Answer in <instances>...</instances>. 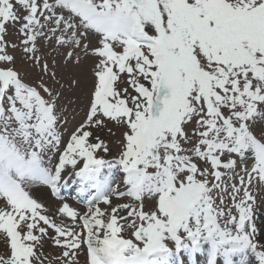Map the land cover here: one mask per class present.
Wrapping results in <instances>:
<instances>
[{
    "label": "snow or ice",
    "instance_id": "obj_1",
    "mask_svg": "<svg viewBox=\"0 0 264 264\" xmlns=\"http://www.w3.org/2000/svg\"><path fill=\"white\" fill-rule=\"evenodd\" d=\"M258 218L264 0H0V264H264Z\"/></svg>",
    "mask_w": 264,
    "mask_h": 264
},
{
    "label": "rangeland",
    "instance_id": "obj_2",
    "mask_svg": "<svg viewBox=\"0 0 264 264\" xmlns=\"http://www.w3.org/2000/svg\"><path fill=\"white\" fill-rule=\"evenodd\" d=\"M79 94V93H78ZM73 99H75V97H73ZM115 153V149L113 148V154ZM110 158V157H109ZM36 195H40L39 193H36ZM68 200V202L70 203V204H72L74 207H78L76 204H75V202H73V200H69V199H67ZM79 208H81V207H79ZM257 223H258V225H260V226H262V227H264V218H258V220H257ZM258 236L260 237V239L262 240H264V232H258ZM200 258H202V256L200 257ZM202 264H205V257H203L202 258Z\"/></svg>",
    "mask_w": 264,
    "mask_h": 264
},
{
    "label": "bare ground",
    "instance_id": "obj_3",
    "mask_svg": "<svg viewBox=\"0 0 264 264\" xmlns=\"http://www.w3.org/2000/svg\"><path fill=\"white\" fill-rule=\"evenodd\" d=\"M263 240V239H262Z\"/></svg>",
    "mask_w": 264,
    "mask_h": 264
}]
</instances>
